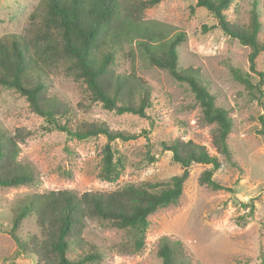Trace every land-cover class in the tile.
I'll use <instances>...</instances> for the list:
<instances>
[{
  "label": "rangeland",
  "instance_id": "374dc122",
  "mask_svg": "<svg viewBox=\"0 0 264 264\" xmlns=\"http://www.w3.org/2000/svg\"><path fill=\"white\" fill-rule=\"evenodd\" d=\"M37 1L0 0V36L21 32ZM253 1L232 0L224 13L232 22L246 23ZM256 4L261 24L258 39L263 43L264 0H256ZM143 20L168 38L179 31L184 33L178 46V63L197 68L216 105L229 112L232 127L228 144L237 166L219 156L221 165L213 178L230 190H212L197 179L210 165L191 163L178 202L148 216L144 245L139 251L118 249L119 243L132 240L128 230L87 220L82 235L102 255L96 262L85 264H162L156 251L163 236L180 242L190 264H264V140L257 133L260 116H264V50L256 57V69L263 73L258 84L259 75L249 70V47L226 35L215 16L196 0H161L144 10ZM134 54L136 74L151 87L146 116L106 109L90 100L80 81L61 73L50 76L49 94L61 100L76 118L105 120L111 127L129 132L148 131L147 139L139 136L112 143L116 158L121 160L120 175L112 182L98 176L104 136L78 140L59 130H48L23 95L0 86V128L8 132L23 129L24 139H17L16 159L34 174L31 183L0 186V264H38L35 256L20 250L9 233L14 206L24 195L57 189L80 194L110 191L125 183L167 181L182 169L172 161L171 152L161 148V141L177 136L192 139L214 153L210 143L213 126L202 121L200 106L188 84L175 80L166 69L150 65L139 48ZM129 67L130 58L121 55L114 69L128 72ZM232 68L248 78L253 87L235 78ZM148 155L155 159L148 160ZM19 235L22 239L43 237L33 216L22 220ZM84 251H88L87 246L70 248L68 256L76 259Z\"/></svg>",
  "mask_w": 264,
  "mask_h": 264
},
{
  "label": "trees",
  "instance_id": "16d2710c",
  "mask_svg": "<svg viewBox=\"0 0 264 264\" xmlns=\"http://www.w3.org/2000/svg\"><path fill=\"white\" fill-rule=\"evenodd\" d=\"M160 1L38 0L21 32L0 36V86L14 88L23 95L30 109L43 118L48 130H59L78 140L104 136L98 171L102 180L112 182L120 175L121 160L116 158L112 143L139 136L147 139L148 131L129 132L113 128L105 120L76 118L61 100L49 94L53 73L83 83L90 100L100 102L106 109L146 116V108L151 104V87L136 74L134 52L139 48L150 65L166 69L175 80L188 84L200 106L202 121L213 126L210 143L214 153L181 136L161 141V148L170 151L172 161L182 169L167 181L125 183L110 191L88 190L80 194L57 189L24 195L14 206L9 233L20 250L35 256L38 264H85L100 259L102 253L98 247L82 235L87 220L128 230L132 240L119 243L118 249L139 251L144 245L148 216L178 202L191 163L210 165L199 173V184L212 190H230L213 178V172L221 165L219 156L237 166L228 144L232 118L226 109L216 105L198 69L179 65L178 46L184 33L179 31L168 38L144 22V10ZM231 2L196 0L197 5L215 16L217 26L226 35L249 47V70L257 72L258 84H261L263 73L256 69V57L264 50V42L258 39L261 24L256 0L248 21L241 24L230 21L224 13ZM121 55L130 58L128 72L114 69ZM231 70L235 78L253 87L248 78ZM260 121L257 133L264 140V116H260ZM24 136L21 128L13 132L0 128V186L16 187L34 181L32 169L16 159L17 139L23 140ZM154 159L148 155V160ZM27 216L34 217L42 230V238L20 237L19 229ZM84 246L88 251L78 258L68 256L70 248L84 249ZM156 253L162 264H190L178 240L161 237Z\"/></svg>",
  "mask_w": 264,
  "mask_h": 264
}]
</instances>
